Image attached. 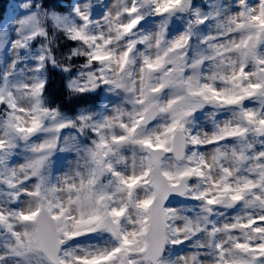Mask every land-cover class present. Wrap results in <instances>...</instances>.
Masks as SVG:
<instances>
[{
  "label": "snow or ice",
  "instance_id": "1",
  "mask_svg": "<svg viewBox=\"0 0 264 264\" xmlns=\"http://www.w3.org/2000/svg\"><path fill=\"white\" fill-rule=\"evenodd\" d=\"M0 264H264V0L0 3Z\"/></svg>",
  "mask_w": 264,
  "mask_h": 264
},
{
  "label": "trees",
  "instance_id": "2",
  "mask_svg": "<svg viewBox=\"0 0 264 264\" xmlns=\"http://www.w3.org/2000/svg\"><path fill=\"white\" fill-rule=\"evenodd\" d=\"M5 2V0H0V3H4Z\"/></svg>",
  "mask_w": 264,
  "mask_h": 264
}]
</instances>
